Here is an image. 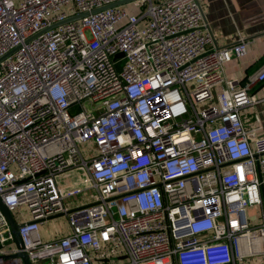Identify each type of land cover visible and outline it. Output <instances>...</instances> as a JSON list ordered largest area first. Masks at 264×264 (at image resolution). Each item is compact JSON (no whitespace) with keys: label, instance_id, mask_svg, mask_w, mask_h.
Masks as SVG:
<instances>
[{"label":"built area","instance_id":"built-area-1","mask_svg":"<svg viewBox=\"0 0 264 264\" xmlns=\"http://www.w3.org/2000/svg\"><path fill=\"white\" fill-rule=\"evenodd\" d=\"M120 1L0 0V197L30 215L24 250L33 264L264 255V211L257 225L247 213L263 202L264 136L241 114L264 64L246 84L227 77L249 41L210 48L199 0ZM63 214L68 232L43 240L41 222ZM8 242L0 207L1 254L18 250Z\"/></svg>","mask_w":264,"mask_h":264},{"label":"crops","instance_id":"crops-1","mask_svg":"<svg viewBox=\"0 0 264 264\" xmlns=\"http://www.w3.org/2000/svg\"><path fill=\"white\" fill-rule=\"evenodd\" d=\"M199 1L203 6L207 24L205 31H210L213 36L210 48L230 45L236 42L240 35L249 41L245 56L235 57L225 64V75L238 79L241 84L250 82V77L264 64V0ZM220 89L221 86L218 85L215 91ZM250 92L257 102L242 110V119L248 129H254L252 130L253 135L264 136V81L251 83ZM58 180L63 182V177L59 176ZM67 199L69 204L77 200L78 205L80 201L83 205L87 195L82 193ZM262 211H264V193L261 205L251 206L247 209L252 225L260 223ZM51 222L43 220L40 224V233L44 238L52 234ZM17 262H19L18 259L0 258V264H17ZM238 264H264V255L244 257Z\"/></svg>","mask_w":264,"mask_h":264},{"label":"rangeland","instance_id":"rangeland-1","mask_svg":"<svg viewBox=\"0 0 264 264\" xmlns=\"http://www.w3.org/2000/svg\"><path fill=\"white\" fill-rule=\"evenodd\" d=\"M128 8L131 9L132 7L128 6ZM144 10H145V7H141L138 11L140 13H142ZM190 87H191V85H190ZM207 104L208 103H204V104L200 103V106L207 105ZM83 105H85L86 107L91 108V109L95 108V105L94 104H90L88 101H83ZM200 106L198 105V107H200ZM82 109H83L82 105L77 104V105H74L73 107H71L70 112L72 114H74V113H77V112L81 111ZM90 146H92L91 142L87 143V144L82 143L81 144V149L83 151H86V149L88 147H90ZM81 204H82L81 201L79 202V205H78L77 200H74V201H72L71 204H68V206H69L70 209H75V208L81 206ZM20 211H21L20 214H18L16 212H13L17 222H21L23 220H29L30 219V215L27 212V210L25 209V207H22ZM47 221H52L51 222L52 223V234L49 235V237H46V238H44L42 236L43 240H45V241L54 239V238H56L58 236H61V235L65 234L66 232H68V230H69L68 216L66 214L49 218ZM15 246H17L16 242H8L2 248L5 251H9V250H12ZM40 264H47V263H40Z\"/></svg>","mask_w":264,"mask_h":264},{"label":"water","instance_id":"water-1","mask_svg":"<svg viewBox=\"0 0 264 264\" xmlns=\"http://www.w3.org/2000/svg\"><path fill=\"white\" fill-rule=\"evenodd\" d=\"M129 1H131V0H122L120 2H117V3L109 5V6L124 4V3L129 2ZM75 18H79V16H76L74 18H69L68 20H72ZM121 55L122 54L120 53L117 57H120ZM0 207L4 210L6 217L10 222V225L12 227V231H13V234L15 237L17 249H18L15 253L0 254V258H2V259H19L20 261H22L23 264H33L32 261L30 260V257L28 256L27 252L24 250V244H23L22 238H21L20 233H19V224L16 221L14 214L6 207V205L2 201L1 197H0Z\"/></svg>","mask_w":264,"mask_h":264}]
</instances>
